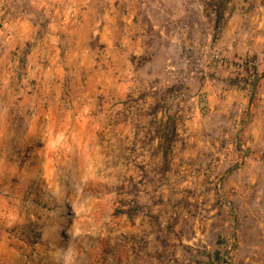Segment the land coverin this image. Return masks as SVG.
<instances>
[{"label": "rangeland", "instance_id": "1", "mask_svg": "<svg viewBox=\"0 0 264 264\" xmlns=\"http://www.w3.org/2000/svg\"><path fill=\"white\" fill-rule=\"evenodd\" d=\"M145 31L149 110L80 109ZM263 100L264 0H0V264H264Z\"/></svg>", "mask_w": 264, "mask_h": 264}, {"label": "crops", "instance_id": "2", "mask_svg": "<svg viewBox=\"0 0 264 264\" xmlns=\"http://www.w3.org/2000/svg\"><path fill=\"white\" fill-rule=\"evenodd\" d=\"M107 35L108 34H105L103 32L100 33V40L106 43V50L119 51L115 52V54H110L111 60H114L113 57L119 59L118 62L112 65L114 66V68L109 66L108 68L103 69L101 64H98L97 68H94L96 76L93 79L86 78L83 80L85 76H82L79 79H76L75 77H68V79H70V83L68 84H70V87L74 88V82L79 83V93L76 94L75 97L76 99H80L81 101V105L79 106L80 109H87L88 106L93 108H101L102 103L111 98V96H108L109 92L106 91V89L108 88L107 84L113 81L112 78L104 79L103 74L108 73L114 69L118 72L119 76L122 75L120 78V82L116 80L115 85L116 92H118V89H121V91H119L118 93L115 92V100L117 101V98H120L119 103L117 102L118 105H116L117 109L115 110V112L119 115V117H121V119L124 113H128L129 111H131V113L136 116L142 110H149V99L153 102V99L155 98V93L153 92V90H155V85L152 83L153 75H151L149 70L147 69V66L149 65L151 59H153L154 57L153 51H155V46L152 45V40L150 39L151 37L149 38L150 34L146 31L145 33L139 32L138 35L134 37V39L125 38L124 35H121L120 37H118V35L116 34H109L108 36ZM178 39H180V36L178 37ZM79 45L80 47L87 46V42H80ZM130 55L135 56L133 62H131V60H128V57H130ZM143 55L147 57L146 63L144 66H142V64H140L141 66H138L137 61L139 60L140 56ZM79 63L81 65L82 62ZM105 65L111 64L106 63ZM81 70L82 68L80 67V71ZM56 72L57 76L55 77V79L45 78V83H47L46 92L54 101L59 97L60 91L58 87H60L62 83V79H60V76L63 74L64 71L61 68H57ZM82 81L86 82L88 85L84 87L81 86L80 83ZM96 84L99 86L98 88L102 89H97ZM128 85L131 86L130 96L133 98L132 100L134 103V105H131L130 107L125 104L124 100L127 94L123 92V88ZM110 87L111 86H109V88ZM143 90L147 92L145 96L142 93ZM144 98L146 99V106L142 104V100ZM261 102L264 104V100ZM167 112L168 114H170L172 111L169 108ZM181 112L182 108L178 110V113Z\"/></svg>", "mask_w": 264, "mask_h": 264}, {"label": "water", "instance_id": "3", "mask_svg": "<svg viewBox=\"0 0 264 264\" xmlns=\"http://www.w3.org/2000/svg\"><path fill=\"white\" fill-rule=\"evenodd\" d=\"M232 206L230 205V208H231Z\"/></svg>", "mask_w": 264, "mask_h": 264}]
</instances>
